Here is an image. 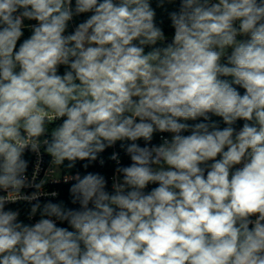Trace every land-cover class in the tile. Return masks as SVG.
<instances>
[{
    "label": "clouds",
    "instance_id": "clouds-1",
    "mask_svg": "<svg viewBox=\"0 0 264 264\" xmlns=\"http://www.w3.org/2000/svg\"><path fill=\"white\" fill-rule=\"evenodd\" d=\"M72 3L0 0V264H264V0H180L171 39L150 0ZM41 137L78 207L27 175Z\"/></svg>",
    "mask_w": 264,
    "mask_h": 264
},
{
    "label": "trees",
    "instance_id": "trees-1",
    "mask_svg": "<svg viewBox=\"0 0 264 264\" xmlns=\"http://www.w3.org/2000/svg\"><path fill=\"white\" fill-rule=\"evenodd\" d=\"M150 3L156 11V23H157V25L164 30L165 35L170 39L171 36L173 35L174 29L171 27V21L169 19V13L173 12V11H178V9L180 7V0H173V2H171V3H165L163 7L157 6L159 3V0H150ZM72 7L74 9L75 0H73ZM89 15H90V13L80 14L78 16H74L73 20L69 22V26H68L66 34L72 32L75 29L76 25H78L80 22L84 21ZM36 23H37L36 21H29V20L24 21V25H25V27L23 29L24 36L21 38L20 41H18L17 49L19 47V44L22 43V41L24 39H27L31 35L30 25H34ZM146 51H147V49H146ZM65 71H66V66L62 65L59 67L58 74L62 75ZM228 79H230V78H228ZM239 90L241 91V93H243V91H244L243 89H239ZM212 120L216 121L220 127L225 126L223 124L221 118H219V117H216L213 115ZM60 123H61V120L48 121L46 123L45 127L47 130V133H46L47 138H50L52 130L55 127H57ZM189 123H194V122L189 121ZM242 124H243V121H238L236 123V125H234V127L239 129L242 126ZM185 134H188V133H185ZM45 138L46 137H41L40 140H44ZM139 143H141V145H143L144 142L141 140ZM152 143H154V144L160 143L159 133H156L154 135ZM112 152H119L120 153L121 163L123 165H127L130 163L129 157L120 149L119 143H118L114 148H109L108 150H106L102 154V158L104 160L103 165H101L99 162H95L87 169V171L99 172V173L105 175V177L108 179L109 191H111V183H110L109 177L115 171V168H116V163L109 158ZM61 167H62V170L64 173L69 174L71 176L76 171H80L82 174L85 171L83 168H81L80 163L77 164L76 169L68 168V167H66V165H61ZM70 183H71V179L67 182H63V183H60L58 185L59 196L55 200H62L69 207H78V205H72L71 204V197H70V194L68 191V189L70 187ZM152 187H154V185H149V190ZM24 209L25 210L23 213L29 214V206L25 207Z\"/></svg>",
    "mask_w": 264,
    "mask_h": 264
},
{
    "label": "built area",
    "instance_id": "built-area-1",
    "mask_svg": "<svg viewBox=\"0 0 264 264\" xmlns=\"http://www.w3.org/2000/svg\"><path fill=\"white\" fill-rule=\"evenodd\" d=\"M58 120L51 114L48 117V121ZM161 136L168 137L167 133H159V140L161 142ZM45 140V139H44ZM44 140H39L40 149L38 153H32L31 151H27L25 153V158L29 160L30 165L28 168L27 175L30 179H35L37 182L43 181L44 187L40 189L42 200L45 199H56L51 198V192H57L59 194L58 185L63 182H67L71 179V175L63 172L61 165H55L52 162V158L47 153L44 147ZM111 185L115 183L119 179V173L114 171L110 177ZM31 191V190H27ZM3 193H0L2 195ZM15 195V194H14ZM24 201L18 200L7 207L12 208L13 210H20V219L25 223H34L35 220L39 219V214L36 215L33 219L29 214H24V208L27 207Z\"/></svg>",
    "mask_w": 264,
    "mask_h": 264
},
{
    "label": "rangeland",
    "instance_id": "rangeland-1",
    "mask_svg": "<svg viewBox=\"0 0 264 264\" xmlns=\"http://www.w3.org/2000/svg\"><path fill=\"white\" fill-rule=\"evenodd\" d=\"M167 135H168V137H170V134L167 133Z\"/></svg>",
    "mask_w": 264,
    "mask_h": 264
},
{
    "label": "water",
    "instance_id": "water-1",
    "mask_svg": "<svg viewBox=\"0 0 264 264\" xmlns=\"http://www.w3.org/2000/svg\"><path fill=\"white\" fill-rule=\"evenodd\" d=\"M171 39V38H170Z\"/></svg>",
    "mask_w": 264,
    "mask_h": 264
}]
</instances>
